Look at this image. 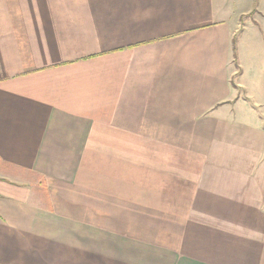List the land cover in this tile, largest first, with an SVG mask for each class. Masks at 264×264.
I'll list each match as a JSON object with an SVG mask.
<instances>
[{
    "label": "crops",
    "instance_id": "0c3cea01",
    "mask_svg": "<svg viewBox=\"0 0 264 264\" xmlns=\"http://www.w3.org/2000/svg\"><path fill=\"white\" fill-rule=\"evenodd\" d=\"M0 264H264V0H0Z\"/></svg>",
    "mask_w": 264,
    "mask_h": 264
},
{
    "label": "rangeland",
    "instance_id": "374dc122",
    "mask_svg": "<svg viewBox=\"0 0 264 264\" xmlns=\"http://www.w3.org/2000/svg\"><path fill=\"white\" fill-rule=\"evenodd\" d=\"M243 19V18H242ZM256 20H257V22H258V24H260V21L262 22V20L261 19H259V18H256ZM241 22H245V20L243 21H241ZM247 22V21H246Z\"/></svg>",
    "mask_w": 264,
    "mask_h": 264
},
{
    "label": "trees",
    "instance_id": "16d2710c",
    "mask_svg": "<svg viewBox=\"0 0 264 264\" xmlns=\"http://www.w3.org/2000/svg\"><path fill=\"white\" fill-rule=\"evenodd\" d=\"M234 43H235V39H233V49H234Z\"/></svg>",
    "mask_w": 264,
    "mask_h": 264
}]
</instances>
